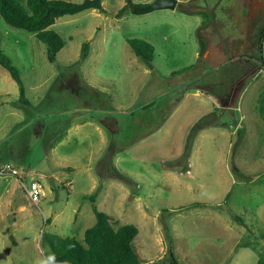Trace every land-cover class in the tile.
<instances>
[{
  "label": "rangeland",
  "instance_id": "374dc122",
  "mask_svg": "<svg viewBox=\"0 0 264 264\" xmlns=\"http://www.w3.org/2000/svg\"><path fill=\"white\" fill-rule=\"evenodd\" d=\"M177 3L117 17L124 0H102V11L63 13L49 27L65 42L54 62L34 33L0 16V50L29 102L0 66V169L22 170L0 175V264H68L49 259L42 234L82 241L98 187L96 206L118 218L114 227L138 228L141 264H256L264 251V66L256 59L264 58V0ZM128 38L154 46L151 65ZM19 177L41 183L37 204Z\"/></svg>",
  "mask_w": 264,
  "mask_h": 264
},
{
  "label": "trees",
  "instance_id": "16d2710c",
  "mask_svg": "<svg viewBox=\"0 0 264 264\" xmlns=\"http://www.w3.org/2000/svg\"><path fill=\"white\" fill-rule=\"evenodd\" d=\"M125 4L117 11L116 16L121 17L130 13V9L136 5L133 0H124ZM75 3L63 0H25V5L19 0H0V16L10 26L34 33V35L46 45V56L49 62L56 60L57 53L64 46V40L49 27L55 19L63 13L48 12V8H65ZM127 44L133 53L148 65L154 55V46L141 38H128ZM262 50V44H260ZM89 53V43H84L81 48V60ZM259 64L264 66V58L261 55ZM0 66L8 71L16 82L20 101L29 103L25 97V89L19 70L12 64L7 54L0 50ZM258 112L264 120V92L257 100ZM184 153L183 155H185ZM100 187L90 196L95 222L86 228L83 240L75 237H63L57 234L44 232L42 240L49 248V259L56 263L68 264H141V259L135 246L138 228L131 223H125L114 227L118 219L115 215L101 211L96 206V198ZM239 246H248L247 241L239 242ZM174 263L176 260L171 252ZM256 264H264V251L260 252Z\"/></svg>",
  "mask_w": 264,
  "mask_h": 264
},
{
  "label": "water",
  "instance_id": "95a60500",
  "mask_svg": "<svg viewBox=\"0 0 264 264\" xmlns=\"http://www.w3.org/2000/svg\"><path fill=\"white\" fill-rule=\"evenodd\" d=\"M178 0H153L152 2L146 5H136L130 9V12L133 14H144L154 10L160 9H175L178 5ZM85 8H94L98 11L103 10L102 0H82L80 3L75 4L70 7L65 8H48V12L55 13H72L80 11ZM113 16V14H109ZM9 238L14 241L13 236L10 235Z\"/></svg>",
  "mask_w": 264,
  "mask_h": 264
},
{
  "label": "built area",
  "instance_id": "2783aa9c",
  "mask_svg": "<svg viewBox=\"0 0 264 264\" xmlns=\"http://www.w3.org/2000/svg\"><path fill=\"white\" fill-rule=\"evenodd\" d=\"M22 170H18L11 164H5L4 166L1 167L0 169V175L2 174H11L14 176H21ZM21 183V187L25 191L27 198L37 204L40 199L42 198V185L41 183L36 180V179H31L29 184L27 185L22 178L19 177L18 179Z\"/></svg>",
  "mask_w": 264,
  "mask_h": 264
},
{
  "label": "crops",
  "instance_id": "0c3cea01",
  "mask_svg": "<svg viewBox=\"0 0 264 264\" xmlns=\"http://www.w3.org/2000/svg\"><path fill=\"white\" fill-rule=\"evenodd\" d=\"M260 71H261V70H260ZM72 126H73L74 128H77L78 125L76 124V125H72ZM72 126L70 125V126L68 127V130L71 129ZM262 242H264V239L262 240Z\"/></svg>",
  "mask_w": 264,
  "mask_h": 264
},
{
  "label": "flooded vegetation",
  "instance_id": "af4514ba",
  "mask_svg": "<svg viewBox=\"0 0 264 264\" xmlns=\"http://www.w3.org/2000/svg\"><path fill=\"white\" fill-rule=\"evenodd\" d=\"M102 11V10H101Z\"/></svg>",
  "mask_w": 264,
  "mask_h": 264
}]
</instances>
